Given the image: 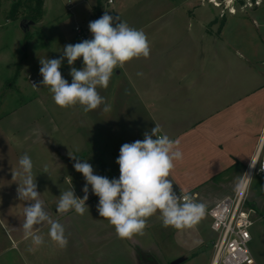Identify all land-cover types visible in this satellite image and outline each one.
<instances>
[{"label":"rangeland","instance_id":"rangeland-1","mask_svg":"<svg viewBox=\"0 0 264 264\" xmlns=\"http://www.w3.org/2000/svg\"><path fill=\"white\" fill-rule=\"evenodd\" d=\"M97 1L43 0L38 14L35 2L30 0H0V264H71L70 261L144 264L143 259L169 264L173 261L170 259L179 255L185 254L188 259L195 256L194 251L174 248L179 235L169 228L151 227L142 236L144 245L134 239L117 238L108 221L99 216V198L92 193L90 185L86 201L89 211L83 216L74 210L66 214L57 212L61 192L73 187L77 197L84 196L85 178L75 170V161L69 154L82 161L87 159L94 174L112 179L120 173L116 160L121 146L142 140L144 132H150L151 123L143 120L141 108L128 112L125 103L133 98V93L126 88L123 75L118 74H113L107 89H98L111 106L109 112L102 110L103 105L88 113L79 106L58 107L49 89L41 84L40 60L59 58L64 46L83 41L77 37L74 26L99 19L107 11L131 27L143 30L148 41L166 36L169 50H192L194 57L197 56L195 64L200 68L216 65L219 59L215 55L223 57L224 52H230L234 59L235 49L259 53L264 48L261 42L264 0L256 10H253L256 6L245 7L241 0H235V13L227 12L225 0H219L222 1L219 8L207 0H113V3L101 0L98 14L93 10ZM15 2L19 4L12 9ZM223 18L230 23L224 31L230 47L227 39L222 34L219 36ZM240 18L247 19L245 26H239ZM23 19L29 20L25 29L21 28ZM209 20L215 23L207 24ZM252 20L259 24L258 29ZM208 30L217 36L213 38ZM151 49L159 50V43L154 42ZM73 66L82 68V58ZM60 71L71 83L66 59ZM25 153L33 162L37 191L46 211L65 227L66 248H60L50 239L46 223L37 226L38 234L44 238L43 245L36 248L30 238H25L24 207L30 202L18 198L19 177L13 178V171L19 169L18 161ZM204 257L200 254L179 264H203Z\"/></svg>","mask_w":264,"mask_h":264},{"label":"crops","instance_id":"crops-1","mask_svg":"<svg viewBox=\"0 0 264 264\" xmlns=\"http://www.w3.org/2000/svg\"><path fill=\"white\" fill-rule=\"evenodd\" d=\"M258 7L261 6L253 10ZM246 21L240 18L239 26H245ZM220 22L219 36L227 39L224 31L230 23L226 18ZM252 23L258 29L256 20ZM208 32L213 38L217 36ZM166 38L157 36L156 41H149L151 48L154 42L159 43V50L151 49L149 58L133 59L114 74L123 75L126 88L133 93V98L125 103L128 112L141 108L143 120L151 123V129L157 123L162 134L178 142L183 159L176 162L170 176L173 189L196 194L195 200L204 203L206 211L201 222L192 228H168L180 236L175 239L174 248L195 253L193 259L183 254L182 262L204 254L203 264H211L215 233L208 211L224 198L236 195L258 148L264 156V48L259 53L235 49L234 59L230 52H224L223 57L215 55L220 65L200 68L192 50H169ZM261 42L264 45V37ZM227 43L230 47L228 39ZM245 201L254 210L249 249L256 264H264V183L256 174L249 179ZM151 218L143 235L154 226L167 229L158 214ZM205 222L207 228L203 229ZM110 228L115 231L111 225ZM143 235L133 239L144 245Z\"/></svg>","mask_w":264,"mask_h":264},{"label":"clouds","instance_id":"clouds-1","mask_svg":"<svg viewBox=\"0 0 264 264\" xmlns=\"http://www.w3.org/2000/svg\"><path fill=\"white\" fill-rule=\"evenodd\" d=\"M88 27L92 39L64 46L59 58H41V84L49 89L54 103L60 108L79 106L88 113L103 105L102 110L109 112L111 106L98 89H107L114 71L123 69L133 59L149 58L151 47L143 30L131 27L118 15L112 16L107 11L99 19L90 21ZM80 58L83 67L78 69L73 65ZM65 59L70 66L71 83L60 71ZM143 135V140L121 146L116 160L120 172L118 179L94 174L87 159L82 161L69 154L75 161V170L85 178L84 196L77 197L73 187L61 192L57 212L66 214L74 210L83 216L89 211L86 201L90 185L92 193L99 198V216L108 221L120 239L131 240L143 235L149 219L157 214L165 228L182 230L196 226L205 215V204L190 195H177L170 179L176 162L183 159L178 142L162 134L161 125L157 123ZM18 164L19 169L13 171V178L19 177L18 198L30 202L24 207L22 228L25 238H30L36 248L43 245L44 238L38 234L37 226L46 223L50 239L60 248H66L65 227L53 220L45 209L41 193L37 191L30 156L25 153ZM255 164L252 161V167ZM261 170L264 167L261 166Z\"/></svg>","mask_w":264,"mask_h":264},{"label":"built area","instance_id":"built-area-1","mask_svg":"<svg viewBox=\"0 0 264 264\" xmlns=\"http://www.w3.org/2000/svg\"><path fill=\"white\" fill-rule=\"evenodd\" d=\"M207 1L218 8L222 3L219 0ZM225 1L224 7L228 10L227 12L235 13L233 6L235 0ZM71 3L72 1H69V4ZM107 3H113V0H107ZM240 3L245 7H257L261 5L262 0H241ZM89 18L92 19V17ZM88 25L89 22L77 23L74 26V31L81 40L88 39L92 35ZM252 161L256 162L254 167H252ZM261 166L264 167V156L260 155V149L258 148L247 166L244 180L236 195L224 198L208 211L211 219L210 227L215 233L211 264H256L249 249L250 228L254 222V210L246 204L245 196L249 179L253 174L258 175L264 183V170H261ZM176 193L177 195H188L180 192ZM190 196L195 199L196 194Z\"/></svg>","mask_w":264,"mask_h":264},{"label":"trees","instance_id":"trees-1","mask_svg":"<svg viewBox=\"0 0 264 264\" xmlns=\"http://www.w3.org/2000/svg\"><path fill=\"white\" fill-rule=\"evenodd\" d=\"M30 1L35 2L36 6H37V12H38V14L41 13V6H42V2H43V0H30ZM100 3H101V0H98V1H97V4L93 6V10H94V12L97 13V14L101 12V11H100L101 8H100V5H99ZM18 4H19V3H17V2L13 3V5H12V9L16 8V6H17ZM27 16L29 17V16H31V15H27Z\"/></svg>","mask_w":264,"mask_h":264},{"label":"water","instance_id":"water-1","mask_svg":"<svg viewBox=\"0 0 264 264\" xmlns=\"http://www.w3.org/2000/svg\"><path fill=\"white\" fill-rule=\"evenodd\" d=\"M29 23V20L28 19H23L21 21V28L22 29H25L26 25ZM185 259V257H178L176 259H174L170 264H179L180 262H182L183 260ZM144 261V264H159L158 262L156 261H150V260H147V259H143Z\"/></svg>","mask_w":264,"mask_h":264}]
</instances>
